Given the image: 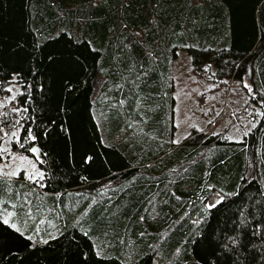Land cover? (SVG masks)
<instances>
[{
	"label": "trees",
	"instance_id": "obj_1",
	"mask_svg": "<svg viewBox=\"0 0 264 264\" xmlns=\"http://www.w3.org/2000/svg\"><path fill=\"white\" fill-rule=\"evenodd\" d=\"M181 52L218 93L252 77L241 141L174 143ZM13 85L0 163L44 179L0 177V209L35 213L23 236L0 224V264H264V0H0V96Z\"/></svg>",
	"mask_w": 264,
	"mask_h": 264
},
{
	"label": "rangeland",
	"instance_id": "obj_2",
	"mask_svg": "<svg viewBox=\"0 0 264 264\" xmlns=\"http://www.w3.org/2000/svg\"><path fill=\"white\" fill-rule=\"evenodd\" d=\"M172 74L175 98L174 124L176 126L174 143L180 144L190 135L193 128L203 129L210 134L228 130L229 139L239 142L242 135L258 125L262 111L258 107L256 110L253 108L252 89L249 91V88L244 87L247 84L251 88L252 77L250 75L244 77L242 81L229 82L218 93V91H213L209 83L193 76L189 58L183 52L174 61ZM11 89L10 96H0V114L17 91L14 85ZM212 106H214V122L212 117L204 116V113ZM13 171L17 172V175H7ZM37 173L40 171L36 168V164L22 155H12L9 162L0 163V177L2 178L11 179L22 174L30 180L28 176ZM214 199H221V197L217 193L213 194L207 201V205Z\"/></svg>",
	"mask_w": 264,
	"mask_h": 264
},
{
	"label": "snow or ice",
	"instance_id": "obj_3",
	"mask_svg": "<svg viewBox=\"0 0 264 264\" xmlns=\"http://www.w3.org/2000/svg\"><path fill=\"white\" fill-rule=\"evenodd\" d=\"M207 70V69H206ZM245 88H249V91H251V88L249 87V85L245 84L244 85ZM9 91H11V89H9ZM29 132V138L34 140L35 136L32 135L31 129L28 130ZM13 136H15V133L12 134ZM32 152L35 153L36 149L33 148ZM7 175L9 176H15L17 175V172L13 171V172H9L7 173ZM37 175L39 177V180H43L44 179V174L41 173H37L36 175H29L28 179L32 180L33 182H36L37 180ZM40 187H44L43 184H40ZM222 202L221 199H214L211 203H209L208 205H206L207 208L211 209L216 207L218 204H220ZM4 203L3 200H0V204ZM24 203H27V201H24ZM13 207H15V205H13ZM35 216V213L33 212L32 208H25L23 206V204L21 205L20 209L18 212L14 213L11 211H5L4 209H0V224L6 225L10 228H12L14 231L19 232L22 236L24 235V232L21 230L20 227L17 226V223L15 222V219H19L23 222H27L30 219H33ZM40 224H43L44 221L41 220L39 221ZM36 233L37 235L39 234V228L36 229ZM27 239H33V237L29 236L26 237ZM46 242V241H45Z\"/></svg>",
	"mask_w": 264,
	"mask_h": 264
},
{
	"label": "water",
	"instance_id": "obj_4",
	"mask_svg": "<svg viewBox=\"0 0 264 264\" xmlns=\"http://www.w3.org/2000/svg\"><path fill=\"white\" fill-rule=\"evenodd\" d=\"M33 148L36 149V152H35V153L32 152V149H33ZM33 148L30 150L31 155H32L34 158L39 159V157H40V153H39V149H38V147H33Z\"/></svg>",
	"mask_w": 264,
	"mask_h": 264
}]
</instances>
